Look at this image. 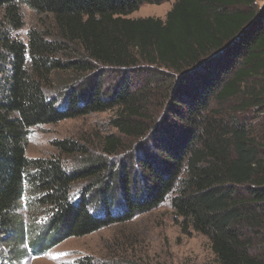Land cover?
I'll return each mask as SVG.
<instances>
[{
	"label": "trees",
	"instance_id": "1",
	"mask_svg": "<svg viewBox=\"0 0 264 264\" xmlns=\"http://www.w3.org/2000/svg\"><path fill=\"white\" fill-rule=\"evenodd\" d=\"M167 1L0 0V264L165 202L217 264H264V0L127 18ZM110 111L99 158L71 140L53 146L80 168L27 157L34 128Z\"/></svg>",
	"mask_w": 264,
	"mask_h": 264
},
{
	"label": "rangeland",
	"instance_id": "2",
	"mask_svg": "<svg viewBox=\"0 0 264 264\" xmlns=\"http://www.w3.org/2000/svg\"><path fill=\"white\" fill-rule=\"evenodd\" d=\"M174 2L142 5L127 18L164 20ZM261 4L262 1H259L258 5ZM22 14L24 27L18 35L25 39L27 32L40 22L25 7ZM113 116L115 112L112 111L95 113L34 128L28 139L26 155L33 159L60 158L68 171L80 168L85 162L84 157L60 156L53 143L77 141L86 146L91 157L99 158L102 137L116 134L109 124ZM248 116L251 114L248 113ZM159 117L157 113L154 119ZM110 161L118 164V160ZM87 184L78 187L86 191L90 187ZM114 216L123 215L118 212ZM86 260L92 264H217L208 240L191 229L185 231L181 219L175 217L168 202L136 215L127 223L109 226L86 236L68 238L42 256L28 254L18 263L12 261L11 264H82ZM7 263H10L9 260Z\"/></svg>",
	"mask_w": 264,
	"mask_h": 264
}]
</instances>
